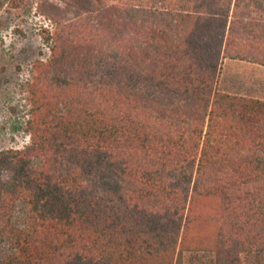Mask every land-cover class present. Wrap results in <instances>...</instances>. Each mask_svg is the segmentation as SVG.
I'll list each match as a JSON object with an SVG mask.
<instances>
[{
    "label": "trees",
    "instance_id": "obj_1",
    "mask_svg": "<svg viewBox=\"0 0 264 264\" xmlns=\"http://www.w3.org/2000/svg\"><path fill=\"white\" fill-rule=\"evenodd\" d=\"M38 7L50 54L29 143L0 151V264H264V97L220 88L227 61L264 66V0Z\"/></svg>",
    "mask_w": 264,
    "mask_h": 264
},
{
    "label": "rangeland",
    "instance_id": "obj_2",
    "mask_svg": "<svg viewBox=\"0 0 264 264\" xmlns=\"http://www.w3.org/2000/svg\"><path fill=\"white\" fill-rule=\"evenodd\" d=\"M40 0H0V151L22 149L29 143L26 131L30 118V101L25 90L31 78L33 62L49 56L45 29L50 21L39 12ZM220 88L231 92H248L264 97V66L239 61L224 64ZM14 221L23 223L25 209L19 206ZM6 242L0 255L11 251ZM209 263V256H186ZM198 259V260H195Z\"/></svg>",
    "mask_w": 264,
    "mask_h": 264
},
{
    "label": "built area",
    "instance_id": "obj_3",
    "mask_svg": "<svg viewBox=\"0 0 264 264\" xmlns=\"http://www.w3.org/2000/svg\"><path fill=\"white\" fill-rule=\"evenodd\" d=\"M50 54V53H49Z\"/></svg>",
    "mask_w": 264,
    "mask_h": 264
}]
</instances>
